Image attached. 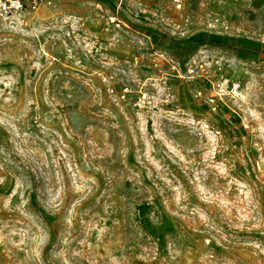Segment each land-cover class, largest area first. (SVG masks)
Segmentation results:
<instances>
[{
  "label": "rangeland",
  "instance_id": "1",
  "mask_svg": "<svg viewBox=\"0 0 264 264\" xmlns=\"http://www.w3.org/2000/svg\"><path fill=\"white\" fill-rule=\"evenodd\" d=\"M0 264H264V0L5 24Z\"/></svg>",
  "mask_w": 264,
  "mask_h": 264
},
{
  "label": "built area",
  "instance_id": "2",
  "mask_svg": "<svg viewBox=\"0 0 264 264\" xmlns=\"http://www.w3.org/2000/svg\"><path fill=\"white\" fill-rule=\"evenodd\" d=\"M56 0H0V35L5 24L27 11L51 7ZM177 8H183L186 0H173Z\"/></svg>",
  "mask_w": 264,
  "mask_h": 264
}]
</instances>
